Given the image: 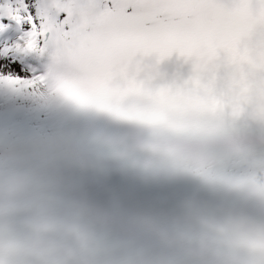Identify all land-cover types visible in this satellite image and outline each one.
Wrapping results in <instances>:
<instances>
[{"label": "snow or ice", "instance_id": "snow-or-ice-1", "mask_svg": "<svg viewBox=\"0 0 264 264\" xmlns=\"http://www.w3.org/2000/svg\"><path fill=\"white\" fill-rule=\"evenodd\" d=\"M29 12L25 0H0V17L16 25L19 36L11 47L20 54L54 59L44 73L35 77L12 76L23 71L20 63L0 60V82L39 89L45 95L67 96L64 78L73 60L90 58L107 65L115 80L123 85L131 79L141 87L158 91H195L223 104L219 118L243 128L253 148L243 157H229L216 171L202 161L194 165L168 155L182 175L201 183L244 193L264 203V113L256 111L254 89L247 102L240 101L239 112L232 110L235 90L229 91L234 65L228 62V44L249 55L264 50V0H34ZM21 25L26 28L21 29ZM8 24L0 23V31ZM173 53L187 64L181 74L155 83L156 66ZM249 79L264 81V65L249 68ZM123 71L125 79H121ZM198 82V83H197ZM96 114L94 126L109 128L125 118L93 104L75 100ZM127 123L139 124L138 121ZM180 188L170 180L122 183L102 170L77 183L74 195L83 201L123 214L133 210L153 213L172 206ZM252 218V217H250ZM257 229H249V240L234 244L224 260L201 257L195 264H264V218L255 219ZM179 264H192L179 257Z\"/></svg>", "mask_w": 264, "mask_h": 264}, {"label": "clouds", "instance_id": "clouds-1", "mask_svg": "<svg viewBox=\"0 0 264 264\" xmlns=\"http://www.w3.org/2000/svg\"><path fill=\"white\" fill-rule=\"evenodd\" d=\"M105 152L114 151L109 146H102ZM124 167L145 172L152 170V164L159 161H149L146 154L139 148L129 147L123 155L116 157ZM147 165V166H146ZM21 191L20 187L10 183L7 178L0 177V240L11 243L17 253L24 259L31 255V248L37 242L44 244L52 256H63L69 264H154L157 257L140 248L113 240L107 233L103 221L94 222L91 232L85 236L71 256L64 254L63 249L55 242H49L44 237L52 231V226L43 220H26L23 227L31 233V238L21 236L14 223V202ZM177 213V219H182Z\"/></svg>", "mask_w": 264, "mask_h": 264}, {"label": "bare ground", "instance_id": "bare-ground-1", "mask_svg": "<svg viewBox=\"0 0 264 264\" xmlns=\"http://www.w3.org/2000/svg\"><path fill=\"white\" fill-rule=\"evenodd\" d=\"M25 3L29 5V12H35V9L32 7L34 0H25ZM0 23L8 24L9 27L5 31H0V48H5L6 46H9L12 44L13 41L17 39L20 32L17 30L16 25L12 23L11 21H8L4 17H0ZM26 28V25H21V29ZM16 58L21 59L20 61H16ZM10 60L15 63L21 62L23 67H27L30 74L29 77H35L39 74H42L46 70L47 63L51 67L54 63V57L52 59H49L47 61V57H38L34 56L32 54H20L12 50L11 47H7V51L3 54H0V60ZM2 67V66H0ZM12 76H25V73L22 71L21 73L12 72ZM14 87L15 89H19L20 87L23 88L20 85L17 84H10L7 82H0V101L3 100L6 96H8L9 93L12 92L11 88ZM19 92V91H18ZM36 99L39 98V95L35 97ZM7 104H11V106L16 107L17 103L13 102L11 98H8L5 100ZM33 103L28 101L27 106H24V108H27V111L30 113H33L34 106ZM6 153L3 151V149L0 147V172L4 176L14 175L18 176L20 174L25 173V168L23 163H12V162H6ZM6 164V165H5ZM155 165V164H154Z\"/></svg>", "mask_w": 264, "mask_h": 264}, {"label": "rangeland", "instance_id": "rangeland-1", "mask_svg": "<svg viewBox=\"0 0 264 264\" xmlns=\"http://www.w3.org/2000/svg\"><path fill=\"white\" fill-rule=\"evenodd\" d=\"M18 60L20 61L21 59L16 58V61H18ZM19 63L22 65L21 62H19ZM22 69H23V72L25 73V77H29V75H31L29 70L27 69V67L24 68L22 65Z\"/></svg>", "mask_w": 264, "mask_h": 264}]
</instances>
